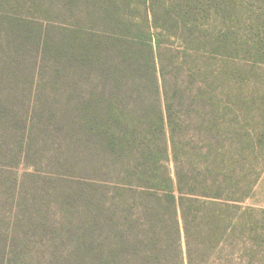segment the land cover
<instances>
[{
  "label": "trees",
  "instance_id": "trees-1",
  "mask_svg": "<svg viewBox=\"0 0 264 264\" xmlns=\"http://www.w3.org/2000/svg\"><path fill=\"white\" fill-rule=\"evenodd\" d=\"M209 2L83 0L80 26L0 13V264H264L242 0Z\"/></svg>",
  "mask_w": 264,
  "mask_h": 264
},
{
  "label": "rangeland",
  "instance_id": "rangeland-1",
  "mask_svg": "<svg viewBox=\"0 0 264 264\" xmlns=\"http://www.w3.org/2000/svg\"><path fill=\"white\" fill-rule=\"evenodd\" d=\"M200 1L205 3L203 6L205 10L208 11L212 9L209 0ZM85 9L83 0H0V13L31 19L39 22L45 27L83 25L81 21L85 15ZM263 13L264 0H242V6L237 9L234 14L232 26L239 31L241 41L244 42L245 50L247 51L238 59L242 65L247 66L244 73L245 81L247 80L249 84L247 86V91L259 97L256 108H258L260 114L264 115V75H262V73H264V66L261 68L262 70L258 72L256 67H253L254 64H249L252 60L250 52L253 50L251 48L252 46H250L252 44H250L248 38H253L252 31L256 34L258 28L264 25ZM149 20L150 23L153 24L151 17ZM210 26H212L211 23H201V28L204 30H207ZM260 29H264V27ZM257 128L259 131H263L262 126ZM262 150L263 154L260 159L261 177L256 189V201L264 207V144ZM20 172L23 173L24 170L22 169ZM41 184L42 183L31 179H24L22 176H19L16 190L17 198H22L28 205H34L35 203L45 204V202H43L45 200L46 204L51 207V213L53 212V214L49 215L50 219L59 221L61 214L57 213L56 204H54L52 198L55 194L51 187L42 190ZM19 188H21L22 191H19ZM16 216L15 210L7 212L4 217L5 225L7 226L12 223Z\"/></svg>",
  "mask_w": 264,
  "mask_h": 264
}]
</instances>
